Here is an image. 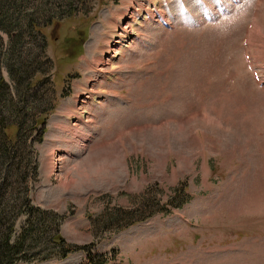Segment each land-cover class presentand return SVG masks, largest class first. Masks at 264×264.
Masks as SVG:
<instances>
[{"label":"rangeland","instance_id":"1","mask_svg":"<svg viewBox=\"0 0 264 264\" xmlns=\"http://www.w3.org/2000/svg\"><path fill=\"white\" fill-rule=\"evenodd\" d=\"M30 2L53 16L14 29L22 73L0 30L1 136L36 165L12 194L55 216L12 264H264V0Z\"/></svg>","mask_w":264,"mask_h":264},{"label":"trees","instance_id":"2","mask_svg":"<svg viewBox=\"0 0 264 264\" xmlns=\"http://www.w3.org/2000/svg\"><path fill=\"white\" fill-rule=\"evenodd\" d=\"M30 1L31 0H0V30L4 32L7 31L9 37V42L3 48L1 54L5 57V61L3 62L7 63L6 66L12 67L15 74L27 71L29 69V63L31 65H35L37 63H35V60H23L21 58L23 52L20 48L22 44L18 39L19 33L17 32L19 31H16L14 29L21 28L22 25L25 24L28 26V30L34 28H36L34 30H39V27H42L49 23L50 19L53 16V11L49 7L45 8L38 5L36 7V10H33V12L23 11V9L19 8L22 3L31 4ZM42 1L44 2V4L51 3V0ZM53 1L56 0H52V3ZM41 17L43 19L40 21ZM39 41L42 42V38H39ZM5 89L6 85L4 84L2 77L0 76V108L2 110L6 108V105H9V103H7V98L3 95L5 93ZM20 110L21 109L18 108L16 110V114H19ZM2 120H4V116H2ZM44 121L45 116L38 119L40 129H43L41 128V124ZM13 127V137L4 139L5 137L3 138L2 136L5 135V123H3V121H0V264H12L18 258L24 256V247L21 246L24 239H28L29 241L35 240L37 236L45 232V229L47 228V222H52L53 216H55L54 213H50L48 211H40V213H38L37 211L39 210L33 208L29 204L27 186L23 185V193L21 196L19 195V192L18 194H12L13 189L16 188L18 184H20L21 182H28L29 178L26 175L31 173L30 179H34L36 175L35 164H32L29 170H25L26 173L24 175H19V172L22 169L18 166L21 162L20 159H23V156H18L15 150L18 140H16L15 142H13L12 140H15L17 137H19L20 126L17 124V126ZM31 129L33 130L34 126H32ZM18 157L19 163L15 164L14 167L13 165L11 166V164H13V159H18ZM12 168L14 172H17L18 177V179L14 181L11 180L8 176V174L10 173L9 171ZM115 211L118 213L120 212L117 209ZM22 212L26 213V215H29V217L27 218V221L24 223V225H22L19 234L14 237V239H12L14 222L17 219L18 215ZM152 213L153 212L148 213L146 217L151 216ZM138 219L141 218H136L128 221L124 225V227L132 221ZM35 230L39 233L37 236H34ZM54 231H56V227L54 228ZM50 241L52 244L58 245L59 247L63 243L57 233L50 238ZM53 242H56L57 244ZM60 250H63V248L60 247ZM92 261L93 264H102L95 260H91V263Z\"/></svg>","mask_w":264,"mask_h":264},{"label":"bare ground","instance_id":"3","mask_svg":"<svg viewBox=\"0 0 264 264\" xmlns=\"http://www.w3.org/2000/svg\"><path fill=\"white\" fill-rule=\"evenodd\" d=\"M131 8V7H130ZM123 31H122V34H127V32H125V28H123L122 29ZM129 35V34H128ZM114 43V42H113ZM263 43V42H262ZM115 52V51H114ZM98 64V63H97ZM86 112V114L88 113L87 111H85ZM75 115H76V117H75ZM74 119L75 120H77L78 122H81V121H85V123L88 125L87 127H89V124L91 123V119L90 118H88V116H85V115H83V113H81V114H79V113H75L74 114ZM77 123H70V125L68 124V125H63L62 127H61V130L63 131V132H66L69 136H71L72 134L70 133V132H73V133H76V134H78V132H79V129L77 128ZM81 135L79 134L77 137L81 140L80 142L82 143V142H84L85 140H87V136H84V135H82L81 137H80ZM89 139V138H88ZM73 140L74 139H69V140H67L66 141V143L67 144H72L73 143ZM64 141V140H63ZM77 141V140H76ZM83 144H85V143H82V145ZM66 146H68V145H66ZM66 146L64 147V148H66ZM83 148V147H82ZM52 159H54V158H52V157H50V159H49V161H50V168L53 170V167H54V163H53V160Z\"/></svg>","mask_w":264,"mask_h":264}]
</instances>
